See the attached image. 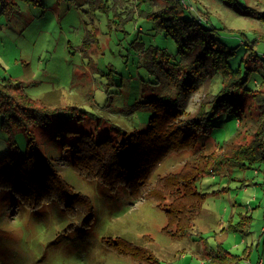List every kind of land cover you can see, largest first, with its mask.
I'll return each mask as SVG.
<instances>
[{
	"label": "rangeland",
	"instance_id": "rangeland-1",
	"mask_svg": "<svg viewBox=\"0 0 264 264\" xmlns=\"http://www.w3.org/2000/svg\"><path fill=\"white\" fill-rule=\"evenodd\" d=\"M112 1L20 0L9 19L0 13V80L11 79L53 110L47 122L29 125L32 139L67 182V192L90 200L71 195L81 203L66 209L54 196L28 206L8 188L0 189V264H153V259L161 264H201L209 251L218 249L238 254L244 264H264V158L254 156L233 165V154L255 145L263 131L259 96L264 94V0H188L192 10L197 2L205 12L201 19L207 16L206 25L219 28L215 36L227 49L228 64L240 73L247 71V88L256 86L259 92L243 96L237 114L223 111L208 117L209 125L197 133L189 150L169 154L153 171L152 180L188 166L194 170L193 189L204 193L201 212L191 223L193 234L181 239L162 232L166 217L155 201L132 199L124 186L110 190L72 169V149L62 146H74L77 137L56 134L70 130L118 142L148 127L152 110L143 103L160 89L146 69L144 49L153 44L175 53L177 44L153 28L159 15L126 19L132 7L136 14L140 0H120L116 7ZM155 2V8L168 3ZM183 14L196 15L187 10ZM237 30L247 33V45ZM247 64L253 69L248 71ZM219 80L206 78L188 92L185 118L210 104ZM239 129L231 143L218 144ZM11 137L17 150L10 147ZM25 146L24 131L11 136L1 128L0 114V158L20 159ZM127 153H122L123 159ZM213 165V172L197 173L199 167ZM89 204L92 214L87 218ZM121 238L150 253L139 255L129 245L126 256L117 254L111 247L122 248Z\"/></svg>",
	"mask_w": 264,
	"mask_h": 264
},
{
	"label": "trees",
	"instance_id": "trees-1",
	"mask_svg": "<svg viewBox=\"0 0 264 264\" xmlns=\"http://www.w3.org/2000/svg\"><path fill=\"white\" fill-rule=\"evenodd\" d=\"M19 1L0 0V13L9 19L19 9ZM22 1L38 4L41 0ZM118 1L120 0L112 1L114 7L117 6ZM140 1L141 3L137 4L136 14L132 7L129 12L130 17L126 19L134 18L136 15L154 19L155 15H159L160 19H154L153 28L157 29L156 32H164L177 44L175 53H171L168 48L153 44H149L144 49L147 55L146 69L154 74L153 85L160 89L159 94L151 96L143 103L152 110L148 127L144 131L131 133L129 139L125 134L118 142L110 138L99 139L84 133L78 135L70 130L58 131L56 134L58 137L61 135L77 137L74 146L71 142L62 146L63 150L72 149L69 162L72 169L90 180L98 179L110 190L124 186L132 199L137 200L142 197L155 201L162 207L166 217L162 232L171 238L181 239L193 234L190 230L191 223L201 212L204 193L197 188L193 189L194 170L188 166L177 173L159 174L160 176L154 180L151 178L153 171L169 154L189 150L197 141V135L209 125L208 117L223 111L239 110L240 112L243 96L255 95L254 92H259V89L256 86L255 89H248L246 85L248 72L240 73L228 64L225 58L227 49H224L225 45L215 36V30L219 28L206 25L207 16L204 20L198 19V16L202 17L205 12L197 2H193L195 9L192 10L181 5L180 0H167V4L157 8H155L157 5L155 0ZM143 2L147 3L146 8ZM127 8L129 9V6ZM185 10L196 14L195 17H186L183 14ZM237 32L245 38L247 45V33L240 30ZM87 45L85 41L83 47ZM252 69L253 67L247 64V70ZM213 77H220V80L216 93H212V98L207 101L210 104L200 106L198 112L190 119L185 118L188 92L202 85L206 78L210 81ZM247 91H251V94ZM260 97L261 109L264 111V94ZM52 111L42 99L30 96L24 87L11 79L0 80L1 128L11 136L18 130H23L26 135L23 157L15 159L6 155L0 158V189L8 188L28 206L38 205L55 196L62 201L66 209H71L81 202L71 199V195L75 194L67 192L69 191L67 182L49 158L38 150L30 134L29 125L47 122L51 118ZM261 121L264 131V116ZM239 131L240 129L233 137L218 144L223 146L227 142L231 143ZM263 131L259 130L261 136L257 138L255 145H249L233 154L235 155L233 165H238L242 159L252 160L254 156L264 158ZM9 141L10 147L17 150L18 146L14 139L11 137ZM122 153H127L125 159L122 158ZM199 168L201 170H197V173L203 172L200 174L203 176L213 172L215 166L210 169ZM75 196L82 202L84 200L90 202L84 195ZM85 213L87 218L92 214L91 204L88 205ZM119 242L122 248L111 247L113 251H118L119 255L126 256L130 252L127 249L129 245L132 246V251L137 250L139 255L150 253L149 248L134 244L125 238H121ZM205 259L206 262L202 264H244L241 256L227 250L209 251ZM155 262L161 264L153 259L152 263Z\"/></svg>",
	"mask_w": 264,
	"mask_h": 264
},
{
	"label": "built area",
	"instance_id": "built-area-1",
	"mask_svg": "<svg viewBox=\"0 0 264 264\" xmlns=\"http://www.w3.org/2000/svg\"><path fill=\"white\" fill-rule=\"evenodd\" d=\"M182 5L185 7V8H188V9H193V6L192 4L188 1V0H180ZM198 19L201 20V16H198ZM202 264V263H201Z\"/></svg>",
	"mask_w": 264,
	"mask_h": 264
},
{
	"label": "crops",
	"instance_id": "crops-1",
	"mask_svg": "<svg viewBox=\"0 0 264 264\" xmlns=\"http://www.w3.org/2000/svg\"><path fill=\"white\" fill-rule=\"evenodd\" d=\"M202 263V262H201Z\"/></svg>",
	"mask_w": 264,
	"mask_h": 264
}]
</instances>
